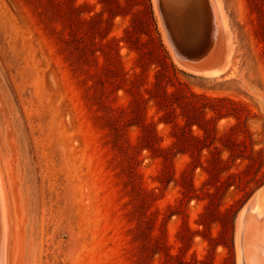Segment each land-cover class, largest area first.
Wrapping results in <instances>:
<instances>
[{"label":"rangeland","instance_id":"obj_1","mask_svg":"<svg viewBox=\"0 0 264 264\" xmlns=\"http://www.w3.org/2000/svg\"><path fill=\"white\" fill-rule=\"evenodd\" d=\"M216 1L225 56L198 73L153 0H0V264L244 263L264 203V0Z\"/></svg>","mask_w":264,"mask_h":264},{"label":"water","instance_id":"obj_2","mask_svg":"<svg viewBox=\"0 0 264 264\" xmlns=\"http://www.w3.org/2000/svg\"><path fill=\"white\" fill-rule=\"evenodd\" d=\"M153 3L174 60L194 72H217L226 51L224 24L217 1L153 0ZM245 235L243 230V264H248L249 243Z\"/></svg>","mask_w":264,"mask_h":264},{"label":"bare ground","instance_id":"obj_3","mask_svg":"<svg viewBox=\"0 0 264 264\" xmlns=\"http://www.w3.org/2000/svg\"><path fill=\"white\" fill-rule=\"evenodd\" d=\"M264 189V187L261 189V191ZM260 191V192H261ZM2 201V200H1ZM3 202V201H2ZM4 203V202H3ZM3 205V204H2ZM4 209V208H3ZM5 210V209H4ZM250 210H254V213L256 215V217L258 218V220H260L262 222L261 225H257V224H253L251 221H249L248 219L247 220H244L243 222V230L245 232V236H246V239L248 241V243L250 244V247L249 250H256V245H261V241L263 240L264 241V203H262L261 201H257L256 204H254L253 207H250L247 211H250ZM5 218V217H4ZM4 223V222H3ZM5 224H6V218H5ZM4 226V225H2ZM252 228L250 229L251 231H255L257 230L258 231V234L257 236L254 238V241L253 243H250V239L248 238V230H249V227ZM255 227V228H254ZM5 229V228H4ZM5 233H6V230H5ZM242 238V237H241ZM3 242H4V239H3ZM2 244H5V243H2ZM3 247V246H2ZM259 247V246H258ZM241 248V247H240ZM1 249V248H0ZM3 251V250H2ZM243 251V250H242ZM3 253V252H2ZM257 253V252H256ZM241 254V253H240ZM4 255V254H2ZM250 258V255L248 254L247 255V259ZM3 259V258H2ZM243 262V261H242ZM4 262L2 261V264ZM242 264V263H241ZM256 264V263H255Z\"/></svg>","mask_w":264,"mask_h":264},{"label":"trees","instance_id":"obj_4","mask_svg":"<svg viewBox=\"0 0 264 264\" xmlns=\"http://www.w3.org/2000/svg\"><path fill=\"white\" fill-rule=\"evenodd\" d=\"M232 253L234 254L233 249H232Z\"/></svg>","mask_w":264,"mask_h":264}]
</instances>
